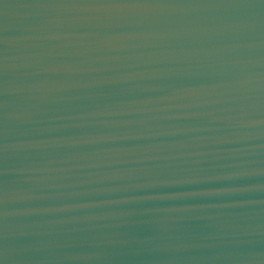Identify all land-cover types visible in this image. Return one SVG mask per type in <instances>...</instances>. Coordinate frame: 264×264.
Returning <instances> with one entry per match:
<instances>
[{
    "label": "water",
    "instance_id": "obj_1",
    "mask_svg": "<svg viewBox=\"0 0 264 264\" xmlns=\"http://www.w3.org/2000/svg\"><path fill=\"white\" fill-rule=\"evenodd\" d=\"M0 264H264V0H0Z\"/></svg>",
    "mask_w": 264,
    "mask_h": 264
}]
</instances>
